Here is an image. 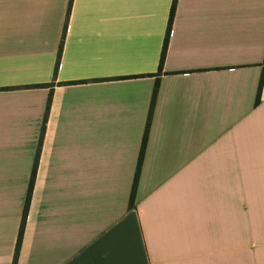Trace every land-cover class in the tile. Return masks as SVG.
I'll return each mask as SVG.
<instances>
[{"label":"crops","instance_id":"crops-1","mask_svg":"<svg viewBox=\"0 0 264 264\" xmlns=\"http://www.w3.org/2000/svg\"><path fill=\"white\" fill-rule=\"evenodd\" d=\"M69 1L0 0V264L34 168L17 264H264V0Z\"/></svg>","mask_w":264,"mask_h":264},{"label":"trees","instance_id":"trees-1","mask_svg":"<svg viewBox=\"0 0 264 264\" xmlns=\"http://www.w3.org/2000/svg\"><path fill=\"white\" fill-rule=\"evenodd\" d=\"M72 1L73 0L69 1L68 11H67V19L70 15ZM174 11H175V3L173 4V8H172V17L174 16ZM169 29L170 28L167 29L166 37L164 40L163 50H162V54H161V58H160V64H159V74H157V76L160 75V73L162 72V67H163L165 54H166V50H167V46H168V40H169ZM64 38H65V35H63V38L61 40L58 60H57L56 66H55V75L57 74L58 67H59V62H60V58H61ZM263 84H264V60L262 63V72H261V76H260V80H259V86H258V91H257V96H256V101H255L256 106L259 105V103H260ZM158 89H159V81L157 80L155 88H154L153 96H152V102H151V107L149 110L148 122H147V125L145 128V133L143 136L141 152H140V156H139V160H138V166H137V170L135 172L134 181H133V185H132V189H131V195H130V200H129V208H131V209L135 206L136 191H137L138 181H139L140 172H141V165H142V162L144 159V152H145V148H146L147 140H148L150 120H151V117L153 114L155 100H156L157 94H158ZM51 100H52V91L49 94V98H48V102H47L46 113H45V117H44L43 132L41 135L40 142H42V138L44 135L45 124H46L47 116H48V113L50 110ZM36 174H37V170L34 168L31 172V177H30L29 187H28L27 200H26L25 206L23 208V212H22V218H21L19 233H18V237H17L15 253H14V257H13V264H17V262H18L19 253H20V249H21V243H22V239H23V235H24V231H25L26 220H27V216L29 213L30 201H31V196H32V192H33Z\"/></svg>","mask_w":264,"mask_h":264}]
</instances>
